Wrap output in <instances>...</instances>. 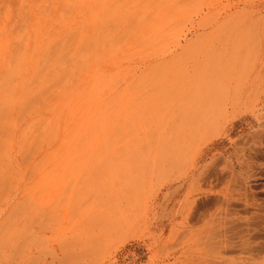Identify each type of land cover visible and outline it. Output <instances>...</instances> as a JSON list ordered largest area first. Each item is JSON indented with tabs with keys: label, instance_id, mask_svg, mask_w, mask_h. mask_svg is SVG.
I'll return each instance as SVG.
<instances>
[{
	"label": "rangeland",
	"instance_id": "obj_1",
	"mask_svg": "<svg viewBox=\"0 0 264 264\" xmlns=\"http://www.w3.org/2000/svg\"><path fill=\"white\" fill-rule=\"evenodd\" d=\"M0 264H264V0H0Z\"/></svg>",
	"mask_w": 264,
	"mask_h": 264
}]
</instances>
